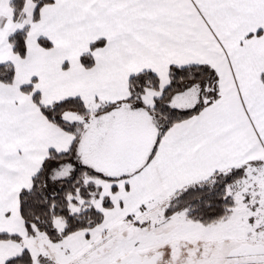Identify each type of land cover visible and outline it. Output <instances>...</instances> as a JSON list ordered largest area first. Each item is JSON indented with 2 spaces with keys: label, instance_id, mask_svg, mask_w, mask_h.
Segmentation results:
<instances>
[{
  "label": "snow or ice",
  "instance_id": "1",
  "mask_svg": "<svg viewBox=\"0 0 264 264\" xmlns=\"http://www.w3.org/2000/svg\"><path fill=\"white\" fill-rule=\"evenodd\" d=\"M0 264H264V0H0Z\"/></svg>",
  "mask_w": 264,
  "mask_h": 264
}]
</instances>
